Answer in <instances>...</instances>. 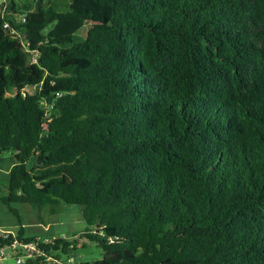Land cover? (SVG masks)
Returning a JSON list of instances; mask_svg holds the SVG:
<instances>
[{
    "label": "trees",
    "instance_id": "1",
    "mask_svg": "<svg viewBox=\"0 0 264 264\" xmlns=\"http://www.w3.org/2000/svg\"><path fill=\"white\" fill-rule=\"evenodd\" d=\"M5 4L3 201L85 221L5 264H264V0Z\"/></svg>",
    "mask_w": 264,
    "mask_h": 264
},
{
    "label": "rangeland",
    "instance_id": "2",
    "mask_svg": "<svg viewBox=\"0 0 264 264\" xmlns=\"http://www.w3.org/2000/svg\"><path fill=\"white\" fill-rule=\"evenodd\" d=\"M57 1H63V0H57ZM63 8H65V5L60 7V9ZM87 27H88V22L85 24L81 32H85ZM8 93L10 92L8 91ZM6 182L7 180L5 179L0 180V210L3 208L4 209L7 208L5 202L3 201V197L6 194V189H5ZM16 206L17 209L21 212L20 219L25 221H34V219H37V221H42L43 223H46L47 221L51 220L52 221L51 224L54 228L58 230H62L61 233H59V235L66 236L68 238L78 237L79 231L82 230L83 226H85V221L82 218L80 211L81 208L80 204L62 203L63 206V208H61L62 210H60L56 214L54 213L48 214V212L45 211V208H41V209L34 208L31 207V205L26 202L20 203ZM25 206H27L28 210L26 209ZM9 216L12 217L14 221H16L15 217H13L11 213H9ZM77 228L80 230L76 232ZM97 231L99 232V229H97ZM74 233H77L76 236H73ZM74 255H75V260L77 262H93L100 257L101 248L95 241L83 237L80 238L79 242L77 243V248L74 251ZM6 261L7 262L10 261V259H6Z\"/></svg>",
    "mask_w": 264,
    "mask_h": 264
},
{
    "label": "built area",
    "instance_id": "3",
    "mask_svg": "<svg viewBox=\"0 0 264 264\" xmlns=\"http://www.w3.org/2000/svg\"><path fill=\"white\" fill-rule=\"evenodd\" d=\"M5 10V0H0V14H3ZM19 17L22 22L26 20L25 15H20ZM3 26L8 29L10 28V32L16 34L24 50H30L29 40L23 37L19 31L12 28L7 20L4 21ZM36 60V54L33 52L32 61L35 62ZM9 233H11V238H9ZM52 238H55V236L45 238L37 236L36 238L31 240H24L22 238H18L16 232H12L6 229H0V264L9 262L21 263L27 258L43 255L45 251L40 246V244L42 242L49 241ZM6 259H10V261L7 262Z\"/></svg>",
    "mask_w": 264,
    "mask_h": 264
},
{
    "label": "crops",
    "instance_id": "4",
    "mask_svg": "<svg viewBox=\"0 0 264 264\" xmlns=\"http://www.w3.org/2000/svg\"><path fill=\"white\" fill-rule=\"evenodd\" d=\"M14 162H15V157L13 154H11V153L0 154V180L1 179H5V180L8 179L9 169L14 164ZM20 203H25V202L17 201V202H13L12 205L17 208L16 205H18ZM5 205L7 206V208L6 209L3 208L0 210V229H6V230H9L12 232H16L17 229L19 228V225H20L19 218H20L21 212L17 209L18 213H19V217H18L17 215H15L11 211L10 207L6 203H5ZM25 207L27 209V206H25ZM62 208H63V206H62ZM81 210H82V207L80 208V211ZM9 213H11L13 215V217H15L16 221H14V219L9 216ZM54 214H56V213H54ZM81 215H82V213H81ZM21 222L25 227V234L26 235H35V236H38L41 238H45V237H51L54 235H59V233H61V231H62V230H58V229L54 228L51 224V222H52L51 220L47 221L46 223H43L42 221H37V219H34V221L22 220ZM83 227H82V229H83ZM78 230H80V229L77 228L76 232ZM58 231H60V232H58ZM76 234L77 233H74L73 236H76Z\"/></svg>",
    "mask_w": 264,
    "mask_h": 264
}]
</instances>
